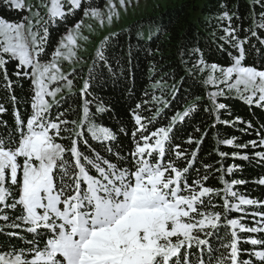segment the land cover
Here are the masks:
<instances>
[{"label":"snow or ice","instance_id":"1","mask_svg":"<svg viewBox=\"0 0 264 264\" xmlns=\"http://www.w3.org/2000/svg\"><path fill=\"white\" fill-rule=\"evenodd\" d=\"M119 4L125 6V0ZM0 6L21 14L18 20L0 16V116H11V121L0 119V264H264V199L234 190L246 180L226 178L243 164L223 165L231 155L264 167V128L256 130L258 140L247 142L213 135L219 124L240 125L245 133L254 127L240 116L222 120L227 105L219 97L234 93L264 109V0H251L255 10L247 29L237 25L236 12L222 5L218 19L227 24L215 37L216 51L230 57L228 66L209 63L194 47L195 63L188 69L189 77L199 74L203 85L217 90L208 92V103L190 104L165 126L167 99L153 96L160 105L155 110L146 107L148 101L117 107L127 84L116 101L94 95L109 80L114 86L122 83L105 55L111 36L95 53L75 94L76 107L68 105V97L57 99L75 87V72L64 73L61 61L78 60V38L88 39L81 36L83 20L76 17L82 14L103 24L99 6L88 0H45L40 6L44 13L40 7L33 12L24 0H0ZM118 16L114 0H107V22ZM53 33L60 38L49 53ZM256 51L258 62L252 58ZM133 59L131 47L117 58L121 75H129ZM96 61L102 69L98 73ZM23 81L30 91L21 112L15 88ZM178 83L172 86L173 100L185 77ZM199 108L213 119L195 129L199 137L188 136L185 143L194 146L189 152L177 143V125ZM110 119L118 123L107 124ZM208 138L217 145L220 167L204 161L201 170L197 163ZM219 145L260 150L228 153ZM213 172L219 173L222 187L207 186ZM255 183L264 185V177ZM243 206L254 210L249 213ZM232 213L243 215L233 218ZM248 215L251 226L242 222Z\"/></svg>","mask_w":264,"mask_h":264},{"label":"trees","instance_id":"2","mask_svg":"<svg viewBox=\"0 0 264 264\" xmlns=\"http://www.w3.org/2000/svg\"><path fill=\"white\" fill-rule=\"evenodd\" d=\"M107 0H88L94 6L102 8ZM227 4L231 12H236L237 16L234 17L238 26H243L245 29L249 26V13L255 10L251 7V0H184L175 7L168 8L161 11L157 15H150L143 17L134 22H131L127 28L118 31L119 38L114 34L108 42L105 49V55L108 56L109 62L116 72V78L122 83H112V80L105 85L102 92H96L94 95L103 101H116L120 95V91L124 84L128 85V91L123 93V98L119 99L117 107L121 105L127 108L129 105L134 107L133 101L140 103L141 101H148L146 107L153 108L159 107L156 105L152 97H158L171 101L170 106L165 109L168 112V117L162 122L161 126H165L167 119L175 115L176 112H183V110L190 104L199 103L201 105L208 103L207 94L212 91L209 86L201 83L199 74L194 73L193 76H188V69L195 63V58L192 54L194 47H199L205 54L204 58L209 62L219 63L221 66H228L230 57L221 51H216L219 41L215 39L220 35L222 26H226V21H220L218 17L221 16L223 8L222 5ZM258 8V6H256ZM27 15V12L24 13ZM0 16L12 20L21 18L19 10H10L6 7L0 6ZM242 17V18H241ZM76 19H83L82 14H78ZM71 27V25H69ZM261 30H258V33ZM215 34V35H214ZM60 34L53 33L50 39L48 51L51 53L52 49L59 40ZM253 44H257L256 38H253ZM129 47L134 55L133 64L130 66L129 75L127 77L121 75L120 67L117 66L116 60L121 53L127 54ZM234 51V50H233ZM252 58L260 59L258 51L253 52ZM48 59H51L49 54ZM89 65L75 71L74 89L72 93L64 94L68 97V105L76 107V93L79 92V86L83 83V79L89 75V69L93 67V61ZM185 61L186 63H182ZM11 70V65H9ZM101 65L96 61L95 71L100 72ZM183 76L186 79L181 92L172 99V86L175 84L179 86V78ZM22 85V86H21ZM115 87V91L113 88ZM30 91L27 82L23 81L16 85L15 94L18 98V107L21 112H24L27 107L24 103L26 94ZM4 95L0 90V96ZM201 97L200 101H195V97ZM2 102V101H0ZM218 102H223L227 105L226 110L221 113V119H233L236 116L244 118L246 121L254 122L253 129L247 133L241 130V126L228 127L219 124L216 130H213V135H218L219 138H232L235 136L237 141L247 142L249 139H259L256 135V130L264 128V109L256 105H248L241 99L229 96L219 97ZM10 107L9 104H5ZM210 106V103H209ZM30 111V108H29ZM0 119L11 121V116L8 113L0 116ZM213 117L199 108L196 112L192 113L185 121L179 122L177 143L186 148L189 152L193 147H189L185 141L188 136L199 137L195 129L200 127L203 123L205 126L212 122ZM117 119L107 120V124H116ZM2 131V129H0ZM127 143V140L125 141ZM217 145L211 138L205 140L201 146L200 157L201 160L197 163V167L201 170L204 161L211 163L213 168H219L218 161L220 157L216 155L215 149ZM221 151L232 153L240 151L251 155L254 150L236 149L233 146L219 145ZM211 153V155H209ZM234 164H243L242 170L235 171L231 176H226L228 179H243L247 183L243 185L234 186V190L246 195L248 198L264 199V185L255 183L259 178L264 177V167L259 164H248L235 160L231 155L223 160L225 168L231 167ZM193 177L195 173H192ZM212 176L217 177L213 179ZM207 181V186L222 187L219 184V173L213 172ZM249 213L254 210L253 206H243ZM243 213H232L233 218H239ZM249 226L252 225V217L248 215L242 221ZM254 237H259L261 234H250ZM15 243V241H13ZM245 247L251 248L250 245ZM259 250V249H258ZM247 258V257H245Z\"/></svg>","mask_w":264,"mask_h":264},{"label":"rangeland","instance_id":"3","mask_svg":"<svg viewBox=\"0 0 264 264\" xmlns=\"http://www.w3.org/2000/svg\"><path fill=\"white\" fill-rule=\"evenodd\" d=\"M184 0H125V6L121 7L119 0H114L117 9L119 11V16L114 17L111 24L107 22V1L106 4L101 8L105 14L104 23L101 24L100 21L92 18L83 17V26L81 29V36L88 37L87 41L82 38H78L77 48V59H73L72 62L61 61V68L64 73H69L72 71L79 70L83 67L89 65L90 61L95 57L97 49L100 47L101 42L105 37H109L117 33L118 31L127 28V26L138 19L147 17L150 15H157L163 10L171 7H175ZM25 6H33V12L40 7L45 0H24ZM41 13L46 11L45 8L40 7ZM27 15L30 13L27 12ZM91 25V30L89 29ZM212 91L217 89L209 85ZM67 90H63L62 93L58 94L57 99L61 96L67 94ZM232 97L238 98L234 93L230 95ZM229 97V96H221ZM239 99V98H238Z\"/></svg>","mask_w":264,"mask_h":264}]
</instances>
